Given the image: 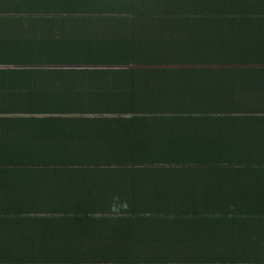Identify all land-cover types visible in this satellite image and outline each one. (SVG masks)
Listing matches in <instances>:
<instances>
[{
    "label": "trees",
    "instance_id": "trees-1",
    "mask_svg": "<svg viewBox=\"0 0 264 264\" xmlns=\"http://www.w3.org/2000/svg\"><path fill=\"white\" fill-rule=\"evenodd\" d=\"M4 5L8 4H0V13L5 14L9 8ZM238 10L254 14L213 15L214 27H204L201 33L195 26L212 15H45V11L37 13L32 6L28 14L39 15H0V67L8 64L22 68L3 80L0 106L9 107L12 116H20L28 108L53 115L52 126L47 124L49 117L41 122L42 131L56 125L54 132L42 137L43 142L18 150L23 164L11 158L17 154V145L26 144L33 135L16 136L17 142H9L13 140L10 137L4 142L7 145L5 155L0 156L1 171L8 172V164L16 170L35 166L44 177H38V189L33 187L28 194L14 197L10 194L8 203L13 198L19 207L15 215L21 222L23 239L0 244V264H264L260 253L245 259L234 254L235 259L228 258V263L223 258H206L205 232L181 224L182 209L167 202L157 203V199H142L133 191L124 193H130L128 197L122 195V189L114 192V188L143 177H163L152 173L161 161L148 145L136 149L104 145L99 141L104 136L97 129V125L111 126L125 133V126L135 123L154 128L145 118L137 117V122L129 124L102 119L141 112L165 114L172 104L140 95L150 82L167 79L174 66L220 63L263 67L264 0L240 3ZM218 27L223 36L216 33ZM130 66L140 73L132 80V85L142 91L135 102L124 99L123 84L121 89H105L97 73ZM154 72L159 76H146ZM131 152L138 153L132 156L134 159L129 158ZM214 159L205 157V161ZM105 169L112 176H92ZM89 170L94 171L87 173ZM61 171L65 177H56ZM127 173L133 176L122 177ZM147 184L151 187L154 182ZM188 200L192 201L183 199V204ZM28 209L29 214L20 217ZM159 209L173 215L176 224L162 223L168 217ZM202 214L206 222L230 231L239 223L255 227L264 219V209L248 203L233 213H215L209 208V213ZM12 216L8 215V225ZM145 221H154L156 226L146 236L147 241L145 227L150 224ZM124 236H128V244ZM142 243L141 247H130Z\"/></svg>",
    "mask_w": 264,
    "mask_h": 264
},
{
    "label": "crops",
    "instance_id": "crops-1",
    "mask_svg": "<svg viewBox=\"0 0 264 264\" xmlns=\"http://www.w3.org/2000/svg\"><path fill=\"white\" fill-rule=\"evenodd\" d=\"M262 1L0 0V4H8L4 7L9 8L8 12L0 13V15H39L37 14L39 10L45 11V15H195V17L212 15L200 19L195 26V30L201 33L204 27L212 30L214 27L212 23L215 22L213 15H253L254 13L250 11H239L238 4ZM224 4L229 5L224 6ZM28 5L36 8L37 13L28 14ZM220 28H217L216 33L223 36ZM6 65L8 64L0 67V86L13 71L22 69ZM138 70L130 66L115 72L97 73L100 74L99 80L103 82L105 89L112 87L121 89L123 84L124 99L135 102L142 92L138 86L132 85V80L140 77ZM171 70L166 81L157 79L150 82L143 90L144 94L140 95V97H150L151 101H166L172 104L167 107L165 114L150 115L141 112L137 115L131 113L128 116H105L102 119L112 118L114 121L110 122L111 124L121 122L129 124L133 120L137 122L138 118H145L154 128L150 129L144 125L138 127L135 123L133 126L126 125L125 133H122L115 131L111 126L97 125V129L104 136L99 140L102 144L107 146L122 144L127 149L148 145L154 151V156L156 154V159L162 162L152 173L163 177H154V179L143 177L138 182L126 183L114 188L116 189L114 192L119 193L122 189L124 190L122 195L128 197L133 191L132 194H141L142 199H157V203L167 202L173 207L182 209L184 216L180 223L205 232L206 258H223L228 263V258L235 259L234 254L239 255V259H245L260 253L264 259V249L259 248L264 246V219L257 222L255 227L249 223H239L234 230L230 231L217 228L211 221L206 222L202 214L209 213V208H212L215 213H233L241 210L246 203L264 209V66L220 63L195 66L185 64L174 66ZM150 75L159 76V73L154 72L146 76ZM0 93L3 92L0 90ZM28 106L31 107V102ZM174 106L178 108L174 109ZM20 113V116H12L9 107L0 106V156L5 155L7 143L4 142L10 137L13 140L9 142H17L14 140L16 136L22 138L24 135L26 137L33 135V139L26 144L17 145V154L11 158L23 164L18 150L24 149L26 145L35 147L37 143L43 142L42 137L46 133L54 132L56 125L42 131V128H39L41 122L53 115L34 112L30 108ZM93 119H96L95 116ZM47 124L52 126L53 119L50 118ZM34 125L39 126L35 128ZM132 133L139 135L138 137L128 135ZM135 153L137 152H131L129 158L134 159L132 156ZM205 157H215V159L210 162L205 161ZM107 169L92 176H112L106 171ZM93 171L89 170L87 173ZM117 171L116 169L115 172ZM132 176V173H127V176L122 175V177ZM38 177H44V175L35 166L29 170L18 168L16 170L8 164V172L0 170V244L7 243L6 240L12 243L13 239H23L22 234L19 233L21 222H17L18 217L15 215L19 207L15 205L13 198L10 203L8 200L10 194H14V197L21 193L28 194L33 187L38 189L36 186L41 180ZM56 177H65V175L61 171ZM241 177L257 182L246 183ZM148 182H154V184L149 187ZM143 186H145L144 189H142ZM125 192L130 193L124 195ZM232 197L237 198L223 200ZM183 199H192V201L188 200L183 204ZM159 210L168 217L162 223L176 224L177 220H174L173 215ZM29 211V209L24 211L20 217L27 216ZM8 215H13L10 225H8ZM145 222L150 224L145 227L146 238L154 232L156 226L153 225L154 221ZM123 239L125 244H128V236H124ZM143 244H133L130 247H141ZM208 252L213 254L208 255Z\"/></svg>",
    "mask_w": 264,
    "mask_h": 264
}]
</instances>
